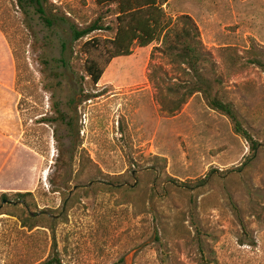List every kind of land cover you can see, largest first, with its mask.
Instances as JSON below:
<instances>
[{
    "label": "rangeland",
    "instance_id": "rangeland-1",
    "mask_svg": "<svg viewBox=\"0 0 264 264\" xmlns=\"http://www.w3.org/2000/svg\"><path fill=\"white\" fill-rule=\"evenodd\" d=\"M45 9L49 25L0 0V264H38L51 252L61 264H264V72L235 74L223 51L243 63L253 47L264 63V0L164 8L195 22L202 81L232 104L254 151L200 94L160 114L165 87L154 85L182 78L161 53L149 58L153 46L109 59L113 7L48 0ZM98 17L109 31L72 39V27ZM93 38L99 45L83 50ZM89 60L103 69L96 86ZM27 192L28 212L49 218L32 230L14 196Z\"/></svg>",
    "mask_w": 264,
    "mask_h": 264
},
{
    "label": "trees",
    "instance_id": "trees-1",
    "mask_svg": "<svg viewBox=\"0 0 264 264\" xmlns=\"http://www.w3.org/2000/svg\"><path fill=\"white\" fill-rule=\"evenodd\" d=\"M169 1L171 0H94L99 8H107L106 13L113 7L115 28L113 37L107 40L109 59L128 58L133 55L135 48L145 49L153 46L149 58L152 57L154 51L161 53L182 78L181 81H177L171 86L154 85L161 91L165 87V93L159 95V99H157L160 105V114L163 117H173L193 96L200 94L206 106L226 117L231 123L233 132L249 142L250 149L254 151L258 144L243 128L232 104L225 101L219 88L213 90L205 86L202 81L199 68L205 59L199 30L195 22L188 15H181L174 20L168 17L164 8ZM47 2L48 0H16L23 12L26 13L31 9L32 13L49 25L45 9ZM102 18L98 17L84 28L72 27V39L78 41L94 32L109 31L110 28L103 23ZM99 43V39L93 38L85 42L82 48L83 50H88L90 47L95 48ZM223 51L227 55L225 63L235 70V74H239L248 66L261 68L264 72V63L259 59L258 54L254 53L253 47L246 51L244 57L246 60L243 63H241L242 59L238 53H233V48H223ZM84 70L92 85L96 86L102 78L103 69L95 61L89 60L84 63ZM154 77L151 73L147 79L155 84ZM217 84H220V81L217 80ZM54 109L55 113L62 118L63 115L59 109L56 107ZM204 183L205 180L197 186H202ZM116 189L121 196L128 190L121 185H118ZM31 195L32 193L28 192L15 193L14 195L16 200L24 205L22 214H25V218L20 217L21 226L29 230L39 227L36 224L47 218L40 217V214L37 213L28 212L26 198ZM1 200L5 204L7 203L6 193L1 195ZM31 221L36 223H29ZM38 264H61V260L58 255L51 252L45 260Z\"/></svg>",
    "mask_w": 264,
    "mask_h": 264
},
{
    "label": "crops",
    "instance_id": "crops-1",
    "mask_svg": "<svg viewBox=\"0 0 264 264\" xmlns=\"http://www.w3.org/2000/svg\"><path fill=\"white\" fill-rule=\"evenodd\" d=\"M171 1H172V0H171ZM169 2H170V1H169ZM169 2H168V3H169Z\"/></svg>",
    "mask_w": 264,
    "mask_h": 264
}]
</instances>
